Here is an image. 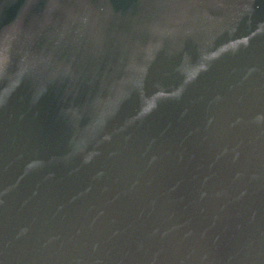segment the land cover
<instances>
[{
  "label": "water",
  "instance_id": "95a60500",
  "mask_svg": "<svg viewBox=\"0 0 264 264\" xmlns=\"http://www.w3.org/2000/svg\"><path fill=\"white\" fill-rule=\"evenodd\" d=\"M0 264H264V0H0Z\"/></svg>",
  "mask_w": 264,
  "mask_h": 264
}]
</instances>
